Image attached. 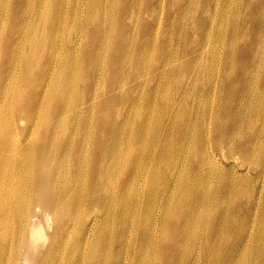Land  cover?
I'll return each instance as SVG.
<instances>
[{
    "label": "bare ground",
    "instance_id": "1",
    "mask_svg": "<svg viewBox=\"0 0 264 264\" xmlns=\"http://www.w3.org/2000/svg\"><path fill=\"white\" fill-rule=\"evenodd\" d=\"M173 1L176 16L182 13L186 18L184 38L196 41L180 51L159 39L167 0H0V264H162V259L157 263L146 252L147 247L158 248V235L140 236L136 222L141 231L158 227L167 236L173 214L187 212L189 205L173 198L175 191L167 195V188L157 184L166 177L154 166L163 161L155 154L159 133H164L162 123H149V113L145 119L143 114L124 117L126 124L113 125L109 114L105 119L91 110L99 103L110 113L113 100L136 109L165 103V113L178 116L166 129L195 144L193 151H186L190 168L211 180L195 188L198 203L213 212L191 214L194 225L182 233L178 246L186 237L195 243L193 252L197 246L207 252L223 244L226 252L235 253L230 257L215 253L213 264L264 262V256L252 261L247 253L239 254L254 238V220L241 245L224 241V234L235 231L237 214L228 200L212 196L228 175L223 165L210 163L211 150L202 147L208 139L206 129L213 133L231 127L221 118L231 113L233 130L241 133V140L247 139L245 149L238 152L237 136L229 135L233 163L244 158L247 173L253 163L257 168L262 163L253 175L256 182L245 188L255 191L259 185L263 190L264 0ZM157 48L160 52L152 57L150 50ZM183 51L186 59L180 61ZM237 57L244 60L242 66ZM190 58H199L204 65L193 66ZM152 71L157 73L151 75ZM211 77L216 82H207ZM199 79V87H188ZM149 83L154 84L150 89ZM206 95L212 96L210 102ZM215 97L220 100L216 109ZM116 116L121 117L120 111ZM107 129L120 136L105 141ZM76 139L80 140L74 145ZM214 142L218 145L221 139ZM146 144L149 148H142ZM237 177L232 167L230 181ZM141 179L146 200L135 201L133 196L126 203L123 197ZM116 180L122 182L120 189L109 191ZM234 186L239 185L229 183L227 191ZM159 196L162 203L155 205ZM93 208L97 211L88 212ZM259 208L260 202L249 211ZM132 210L130 230L121 223L103 241L94 236L100 223L111 226L127 220ZM246 217L251 218L247 213ZM181 223L175 229L182 230ZM118 231L120 239L115 240ZM213 231L220 234L211 240ZM127 232L132 241L128 257L110 260L106 255L115 245L124 249ZM98 248L104 256L94 255Z\"/></svg>",
    "mask_w": 264,
    "mask_h": 264
},
{
    "label": "rangeland",
    "instance_id": "2",
    "mask_svg": "<svg viewBox=\"0 0 264 264\" xmlns=\"http://www.w3.org/2000/svg\"><path fill=\"white\" fill-rule=\"evenodd\" d=\"M171 0H167V3L165 5L166 11H165V17L163 19V25L162 29L159 32V39L166 43H171L175 50H182L183 46L186 44L187 47L195 45L196 41L190 42L189 40L186 41V37L184 38L183 30L185 31V28L183 27L184 21H186V18L183 17L182 13L180 15L176 16V11L178 9L177 4ZM146 16L148 14H145L143 17L142 25H140V30L143 31V27H145V24L147 22ZM157 19H159L160 16V10L156 12ZM172 38V42H171ZM234 48L239 50H244V46L241 44H233ZM242 50V51H243ZM160 52L157 48V50H150V54L152 57H154L155 53ZM184 52L179 53L180 61L181 58L184 57ZM6 57V55H4ZM8 56V55H7ZM184 59H186L184 57ZM243 59L241 57L236 58V63H238L240 66L243 64ZM189 62L193 66H202L204 65V61L202 62L199 58H190ZM187 64V62H185ZM224 64H222L223 66ZM180 66V63H177L174 67L175 71L178 70ZM185 66V65H184ZM184 66L181 69H184ZM180 69V70H181ZM144 73H149L148 71H144ZM157 71H152L150 74H155ZM220 78V76H219ZM254 79V78H250ZM207 82H216V79L214 77H211L209 79H206ZM232 81L234 79H231ZM202 84V80L199 79L197 81L192 82L188 87L189 88H196L199 87ZM230 84V83H229ZM228 84V85H229ZM153 83H149L147 87L150 89L153 87ZM129 88V86H128ZM174 93V92H173ZM205 100L210 102L212 100L211 95H206ZM219 99L215 97V109L216 105H218ZM165 103L159 101L155 103L154 105L150 107H144L143 109H136L133 105L130 103H117L116 100H113L110 104V113L108 111V108L100 107L99 103H95L92 105L91 110L95 111L98 114H103V117L105 119L108 118L109 114V122L115 125L117 122L119 123H125V118L130 117L131 119L133 117H137V115H142L145 119L149 113L152 114V116L149 118V123L153 122L156 123L160 121L162 125L164 126V133H159V142L157 145V155L163 156V161L161 163L154 162V166L156 169H159L161 171V174L166 176L163 178L162 176L157 181L158 186L162 187L165 186L168 190L167 195L171 193V191H175V195L173 198H180L183 201L188 203V214L190 215V219L187 215L186 211H179L175 212L173 214L172 218V225L171 229L169 230V234L167 236H163L160 234V228L154 227L157 230L154 231L153 228L145 229L143 231L140 230L139 225L140 223L136 222V225L134 228H138V233L140 236H143L144 234H149L152 232H155L158 235V240L156 242V250H152L150 247H147L146 252L150 253L154 256V259L157 263L163 260L162 264H213V260H211V257L215 255V253L221 252L223 257L227 256H233L235 255L234 252L228 253L224 249V245L216 246L213 245L211 249H209L207 252H204V250L196 247L195 252L192 251V247L195 244L193 241L188 240L186 237H183L182 245L180 247L178 246L177 240L181 239V235L184 231H189L194 224H192L191 214H204L207 215L211 211L210 208H205V205H200L198 203V199L200 198V193L195 189L198 188L199 185L206 186L208 185L211 180L210 178H207L202 172L193 170L190 168L189 164V158L186 156V151L192 149H195V144L190 143V140H188L187 137H179L178 134L171 132L168 129H166L167 124L170 123H176L178 121V116L176 114L170 115L171 113H174V111L169 112L168 114L165 113L164 110ZM152 108V109H150ZM88 109V107H87ZM120 111L121 117L116 116V112ZM125 117V118H124ZM222 122L226 125H230L231 127L228 130L222 129L220 132H217L215 130H212L209 132L206 129L205 134L208 136V139L202 143V147L205 149L206 146L208 147V150H211L212 157L210 158L212 161L210 163L218 162L219 164L223 165L224 171L228 175V179L224 180L222 183L217 181V179H213V183L216 184L219 189L216 190L214 195L212 196V200L215 199H225L228 200L231 205L235 207V212L237 214V222L234 224L235 231L230 234H224L225 240L229 241L231 243H239L242 244V241L246 240L244 238V231L249 226H253V220H254V226H255V235L252 240H248L246 243L245 250H242L239 252L240 256L243 253H247V255L251 258L252 261L255 260H261V257L264 256V217L262 216V212H264V187L263 190L260 191V186L257 185L255 191H247L245 188V185L247 183L254 184L256 182V179L253 177V175H256V172L260 167H262V163L260 164V167L257 168L256 164L253 163L252 168L249 170V173L245 172V165H242L241 160L244 158H239L237 163L234 165L233 163V154L232 152L234 149L229 145L228 139L229 135L232 138L238 139L236 144V150L238 152H242L245 149V141L247 140H241L243 136H241L238 132V130H233L232 126V115L231 113H224L222 115ZM138 122H141L138 118H136ZM151 125V124H150ZM138 126V125H137ZM149 133H151V137L153 136V132L151 128H148ZM212 134V135H211ZM158 135V134H157ZM240 135V136H239ZM120 135L114 134L111 129H107L106 134L104 136L105 141H111L115 138H118ZM84 139L88 138L86 136H83ZM219 138L221 139V143L218 145H215V140L218 142ZM246 138V137H245ZM80 139H76L73 144L77 145V142ZM210 141L213 143V147L209 146ZM190 143V144H189ZM240 143V144H239ZM142 148H149V145L146 144ZM210 148V149H209ZM195 152V151H194ZM192 153V152H191ZM259 153L257 152V156H259ZM191 155V154H190ZM87 161H90L89 155L87 156ZM91 162V161H90ZM235 168V172L238 175L237 178L230 181L231 178V168ZM211 167L209 166L208 170H210ZM204 175V176H202ZM169 178V179H168ZM173 179V181H171ZM235 183L239 186H234L231 191H227V186L229 183ZM241 184V185H240ZM122 185L121 180H116L114 183L110 186L109 191H118L120 189V186ZM178 186V188H175V186ZM145 187L143 179L140 180V185H137L134 187L132 191L129 193L127 192L126 195L123 197V200L126 203L130 202V199L134 196L135 201L137 199H144L146 200V197L141 195V191H147ZM128 191V190H126ZM185 191L190 192L189 194L185 195ZM253 195V196H252ZM160 199H158L155 203V205H160L162 203L161 196H159ZM65 200L66 198L63 197ZM260 202V208L257 210L256 213L249 211V208L252 206H256ZM97 211V208H93L91 210H88V212H94ZM249 211V212H248ZM131 215L127 220L123 218V221L118 220L114 221V223L111 226H108L107 224L100 223L94 233V236L99 238L100 240H104L107 238L109 234H111V229H115L118 225L122 223L123 226H126L128 230L132 228V222L130 221L131 216L134 213V210L130 211ZM248 214L251 218L245 217V214ZM243 219V220H242ZM144 220V218H143ZM146 220V219H145ZM181 223V229H175L174 225L177 223ZM199 223V222H198ZM203 226H205V222H203ZM219 231H213L210 232V238L211 240L217 238L219 236ZM113 237L115 240L120 239L119 231L113 234ZM124 249H121L120 245H115L114 248L111 249L110 253H107L106 256L110 255V260H121L127 258V248L132 247V241L129 232L125 235V242L122 245ZM94 255L96 257H102L105 255V251L101 248H98L97 251L94 252ZM185 260L187 263H185ZM128 264H135L132 261ZM259 264H264V262H260Z\"/></svg>",
    "mask_w": 264,
    "mask_h": 264
}]
</instances>
